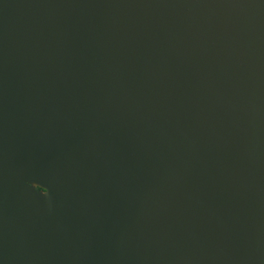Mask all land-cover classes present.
I'll return each mask as SVG.
<instances>
[{
    "label": "water",
    "instance_id": "1",
    "mask_svg": "<svg viewBox=\"0 0 264 264\" xmlns=\"http://www.w3.org/2000/svg\"><path fill=\"white\" fill-rule=\"evenodd\" d=\"M0 264H264V0H0Z\"/></svg>",
    "mask_w": 264,
    "mask_h": 264
}]
</instances>
